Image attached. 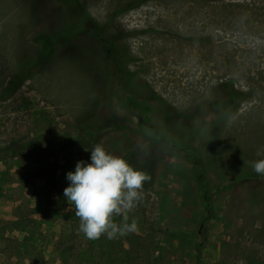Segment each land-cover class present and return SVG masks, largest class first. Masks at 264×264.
Instances as JSON below:
<instances>
[{
    "label": "rangeland",
    "instance_id": "obj_1",
    "mask_svg": "<svg viewBox=\"0 0 264 264\" xmlns=\"http://www.w3.org/2000/svg\"><path fill=\"white\" fill-rule=\"evenodd\" d=\"M97 144L151 180L111 240L62 195ZM260 145L264 0H0V264H264Z\"/></svg>",
    "mask_w": 264,
    "mask_h": 264
},
{
    "label": "clouds",
    "instance_id": "obj_2",
    "mask_svg": "<svg viewBox=\"0 0 264 264\" xmlns=\"http://www.w3.org/2000/svg\"><path fill=\"white\" fill-rule=\"evenodd\" d=\"M89 152V162L77 161L74 170L65 174L68 186L62 193L66 202L74 206L79 231L92 240L102 235L111 240L135 231V220L117 224L113 218L135 206L150 177L99 144ZM257 156H264V145L258 147ZM251 167L264 177V158L251 162Z\"/></svg>",
    "mask_w": 264,
    "mask_h": 264
},
{
    "label": "trees",
    "instance_id": "obj_3",
    "mask_svg": "<svg viewBox=\"0 0 264 264\" xmlns=\"http://www.w3.org/2000/svg\"><path fill=\"white\" fill-rule=\"evenodd\" d=\"M99 33H100V31H99ZM40 39H41V43H43L44 48L49 49L51 47V45L53 44L51 38H49L48 36H42V37H40ZM44 54H45V51L43 52V55ZM225 86H226V84H224V83H220L218 85L219 88H223ZM17 88H18V85L16 86L15 81L14 80L10 81L7 84V86L3 89V91H1V95L5 96V98H10L16 92ZM226 99H227L226 101L221 102L222 112L220 113V116H219V119H221V120L224 119L229 112H233L236 109L237 104L243 99V95L237 93L236 89L230 88ZM150 135L153 136V137H150V139H153L152 140L153 142H157V140L158 141L160 140V136L156 135V133H154L153 130H152V132H150ZM31 144L32 143L21 144L18 141H12L3 149L2 152L4 154H10V155L14 156L15 154H17L21 150L25 149L26 147L30 146ZM167 144H169V143H167ZM170 146H171V148H174V149H177L180 151H185L187 154V158H185V159H188L189 161H191L192 164L195 163V166L198 165L196 168L200 167L199 153L193 147H191V146L181 147V146H178L177 144H174V143H170ZM198 177L200 178V176H198ZM150 185H151V180H148L146 185L143 184V187L144 188H150Z\"/></svg>",
    "mask_w": 264,
    "mask_h": 264
}]
</instances>
